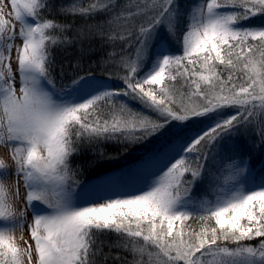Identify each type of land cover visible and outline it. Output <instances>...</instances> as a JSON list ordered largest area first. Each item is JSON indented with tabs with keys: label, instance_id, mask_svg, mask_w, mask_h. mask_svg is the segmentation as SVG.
Listing matches in <instances>:
<instances>
[{
	"label": "snow or ice",
	"instance_id": "6c2138e0",
	"mask_svg": "<svg viewBox=\"0 0 264 264\" xmlns=\"http://www.w3.org/2000/svg\"><path fill=\"white\" fill-rule=\"evenodd\" d=\"M9 3L5 12L0 0V146L11 161L0 157V264H264V178L234 159L241 136L264 150V21L246 26L264 17V0H197L187 14L179 0ZM161 28L180 54L163 47ZM92 38L123 87L90 72L64 82L63 71L58 87L53 50ZM165 136L147 190L76 200L74 153ZM205 179L214 199H194Z\"/></svg>",
	"mask_w": 264,
	"mask_h": 264
},
{
	"label": "trees",
	"instance_id": "16d2710c",
	"mask_svg": "<svg viewBox=\"0 0 264 264\" xmlns=\"http://www.w3.org/2000/svg\"><path fill=\"white\" fill-rule=\"evenodd\" d=\"M56 3H68L69 0H55ZM181 8L185 14L189 10V6L197 2V0H179ZM62 22H73L75 26H80L85 21L80 16H58L57 17ZM104 17L98 15L96 20H101ZM264 21V17H256L251 21L250 25L246 26H256ZM185 20L182 17L181 23L178 26V33L184 30ZM163 28H161L162 30ZM164 36L167 41V48L174 54L181 53V47L175 40L169 39L166 31L163 29ZM73 35V33H69ZM101 40L99 38L84 39L80 43L73 44L69 47L55 48L53 50V55L55 58V70L52 75L57 81V86L60 85L61 71L64 73V82H68L70 74L76 72L80 75L85 73H91L97 79L110 83L113 88H121L123 84L116 78L117 73H121V69L114 63L102 64L101 58L105 57V53L109 51L107 46L101 47ZM82 49V51H81ZM79 63V67H74L75 64ZM108 73L113 74L112 79H108ZM134 110L143 112L146 115H152L146 108H142L137 103L130 104ZM108 110L105 109L104 118L107 116ZM200 125H197V127ZM175 130V129H174ZM169 137H157L151 139L149 142L142 144H134L131 146H126L116 141H106L101 142L92 147H84L78 153H74L70 157V166L75 171L76 175L73 179L77 182L73 185L74 189H78L86 185L89 181L95 177L109 173L112 171H117L125 169L127 166L133 165L140 160H143L146 156L150 154H163V147L168 142ZM256 140L255 136H252L250 140H245L244 137H238L236 143L239 146V152L242 151L246 146L250 147L247 151L251 155V160L253 162L255 159L260 160L259 163L264 162V150L252 147L251 141ZM258 153L255 154L254 151ZM258 163V164H259ZM208 180L198 183V185L193 189V191H199L200 188L204 189L208 187ZM116 198V197H115ZM196 227V224L193 225ZM108 240H114V235H108L106 237ZM253 245L258 243V240L250 241ZM107 251V249H105ZM121 255L127 256L128 259L132 257L128 253L122 252ZM146 259V258H145Z\"/></svg>",
	"mask_w": 264,
	"mask_h": 264
},
{
	"label": "rangeland",
	"instance_id": "374dc122",
	"mask_svg": "<svg viewBox=\"0 0 264 264\" xmlns=\"http://www.w3.org/2000/svg\"><path fill=\"white\" fill-rule=\"evenodd\" d=\"M10 11L11 7L9 0H5V12ZM159 41H165L162 37V31H160ZM163 47H166V43L163 44ZM156 50H158V48ZM13 67L15 68V64H13ZM254 152L255 154L257 153L256 151ZM247 156L248 155L234 157V159H246L252 169V176H254L257 181L264 178V166L257 168L256 166L258 165L259 160L255 159L253 164L256 168H254V165L250 163L251 158L249 156L248 158ZM0 157L5 158L9 163H11L8 157V149L6 147L0 146ZM148 159L149 157L146 158L142 164L139 163L135 166L130 165L122 171L118 170L110 175L96 178L94 181H91L88 186H83L84 189L81 192H79V190H74V196L76 197V200L80 204H87L90 202L103 203L106 199L113 198L118 195L119 193H117V191H119L121 195H124L139 193L142 190H147V186L152 182L153 179H155L156 175L160 174L159 170L163 167L164 162L163 155L158 156L150 165L146 164ZM253 170H255L256 176L254 175ZM7 182L11 183V180ZM21 194H23V188H21ZM192 196L197 200L204 198L205 196H207L208 199H214V195L211 193L209 187L206 190L200 188L198 192L196 190L193 191ZM187 223L195 225L194 220H189ZM23 235L25 239L29 237V232L27 229L24 230ZM17 236H20L19 232H17ZM20 243L22 244V241H20Z\"/></svg>",
	"mask_w": 264,
	"mask_h": 264
}]
</instances>
